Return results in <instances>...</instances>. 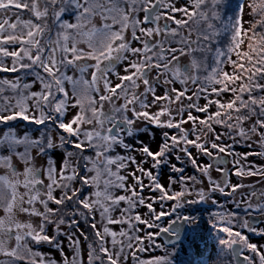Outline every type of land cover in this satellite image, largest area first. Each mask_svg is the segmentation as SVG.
<instances>
[{
	"label": "snow or ice",
	"instance_id": "obj_1",
	"mask_svg": "<svg viewBox=\"0 0 264 264\" xmlns=\"http://www.w3.org/2000/svg\"><path fill=\"white\" fill-rule=\"evenodd\" d=\"M248 7L246 28L230 0H0V264H173L195 223L177 210L200 203L213 264H264V0Z\"/></svg>",
	"mask_w": 264,
	"mask_h": 264
},
{
	"label": "rangeland",
	"instance_id": "obj_2",
	"mask_svg": "<svg viewBox=\"0 0 264 264\" xmlns=\"http://www.w3.org/2000/svg\"><path fill=\"white\" fill-rule=\"evenodd\" d=\"M249 3H251V0H249L246 4V1L243 3L244 4V14H243V19L245 21V27H248V21L253 20V17L250 15L251 9L248 7ZM203 103V101H201ZM155 133V136L153 137L150 134H141L139 139H142L144 143L149 144L150 147L156 148L157 145L160 142V131L158 129H153L152 130ZM237 150H243L242 146H237ZM137 156L139 154H136ZM255 159V158H252ZM259 162V161H257ZM173 163H177L175 160H173ZM147 167V165H146ZM161 176V183L167 185L168 182V175L169 172L165 167H163L160 170ZM233 180L235 181L236 178L233 177ZM255 183V178L246 181V183ZM147 183V181H145ZM147 190H145V195H149ZM218 199L223 202L224 198L217 196ZM157 208V211H160L159 205H155ZM171 203L167 202L165 208L163 209L164 211H170ZM195 207L200 208L199 211H196L195 213L193 211L192 214L189 211H184L187 210L185 208L183 209H178L177 212L182 214V215H187L190 217H195V223L194 224H188L190 228L189 234L186 236V238L183 240V242L176 244V249H175V254L173 257V264H188L187 260H191V264H203L202 261H200L202 258L204 259V264L205 261H208V264H213V261L216 259V254L220 250V246L218 244V239L220 236L223 234H220L216 232V230L213 229L212 223H211V213L214 211H217L216 207L211 205V204H204L200 203L197 204ZM194 208V206H193ZM204 208H210L209 212H204L202 211ZM147 209H141V212H146ZM176 213H173L172 217H164L161 219V221H158L159 224H161L162 227H167L168 226V220L169 219H175ZM151 231H157L156 229H152ZM201 237H206L208 241V247L206 251L204 252V255L197 254L195 249L197 242ZM157 243L163 244L161 242V239L158 237L157 238ZM42 250H47V246H43ZM151 255H163V249H155L153 252L150 253ZM203 254V253H201ZM148 255V254H144ZM197 256L199 258H197Z\"/></svg>",
	"mask_w": 264,
	"mask_h": 264
},
{
	"label": "trees",
	"instance_id": "obj_3",
	"mask_svg": "<svg viewBox=\"0 0 264 264\" xmlns=\"http://www.w3.org/2000/svg\"><path fill=\"white\" fill-rule=\"evenodd\" d=\"M246 1V4H247V2L249 1V0H230V3L233 5V6H235L237 3H244ZM244 14V13H243ZM163 168V167H162ZM161 168V169H162ZM160 169V170H161ZM165 169H167V171L169 172V170H168V168H166L165 167ZM189 174H191V169L189 168ZM170 203H172V202H170ZM197 204H194V205H191V206H186L185 207V209H187V210H184V211H189L191 214H192V212L191 211H193L194 213L196 212V211H199V209L200 208H198V207H195ZM193 206H194V208H193ZM202 211H204V212H209L210 211V208L208 209V208H204ZM160 238V237H159ZM161 242H162V240H161ZM187 262H188V264H191V260L189 259V260H187Z\"/></svg>",
	"mask_w": 264,
	"mask_h": 264
},
{
	"label": "water",
	"instance_id": "obj_4",
	"mask_svg": "<svg viewBox=\"0 0 264 264\" xmlns=\"http://www.w3.org/2000/svg\"><path fill=\"white\" fill-rule=\"evenodd\" d=\"M189 232H190V228H189L188 224H184L182 227V230H181V239L179 241H177L176 244L183 242V240L186 238V236L189 234ZM159 237L163 243L169 239V237L164 233H161V235Z\"/></svg>",
	"mask_w": 264,
	"mask_h": 264
},
{
	"label": "bare ground",
	"instance_id": "obj_5",
	"mask_svg": "<svg viewBox=\"0 0 264 264\" xmlns=\"http://www.w3.org/2000/svg\"><path fill=\"white\" fill-rule=\"evenodd\" d=\"M207 247H208V245L206 244L205 238L204 237H201L199 239V241L197 242V244H196L195 249L197 251H195V252L197 254H200L201 255V253H203L204 251H206Z\"/></svg>",
	"mask_w": 264,
	"mask_h": 264
},
{
	"label": "flooded vegetation",
	"instance_id": "obj_6",
	"mask_svg": "<svg viewBox=\"0 0 264 264\" xmlns=\"http://www.w3.org/2000/svg\"><path fill=\"white\" fill-rule=\"evenodd\" d=\"M259 226H264V224H261V225H259ZM249 235V237H250V239H251V241L253 242V243H257V244H264V238H261V237H259V236H256V235H253V234H248ZM205 252V251H204ZM204 252H203V254H201L202 256L204 255ZM199 258V257H198ZM204 259L205 258H202L200 261H202L203 262V264H204Z\"/></svg>",
	"mask_w": 264,
	"mask_h": 264
},
{
	"label": "built area",
	"instance_id": "obj_7",
	"mask_svg": "<svg viewBox=\"0 0 264 264\" xmlns=\"http://www.w3.org/2000/svg\"><path fill=\"white\" fill-rule=\"evenodd\" d=\"M204 238H205L206 244L208 245V241H207V238H206V237H204Z\"/></svg>",
	"mask_w": 264,
	"mask_h": 264
}]
</instances>
